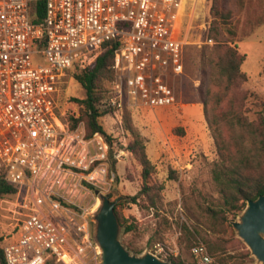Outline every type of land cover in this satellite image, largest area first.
Instances as JSON below:
<instances>
[{
  "label": "built area",
  "instance_id": "built-area-1",
  "mask_svg": "<svg viewBox=\"0 0 264 264\" xmlns=\"http://www.w3.org/2000/svg\"><path fill=\"white\" fill-rule=\"evenodd\" d=\"M35 1L0 0V178L17 188L5 263L102 264L91 213L95 190L109 191L116 178L111 144L101 132L87 137L82 124L72 128L77 115L72 104L61 108L59 91L118 40L107 106L122 117L125 109L173 105L170 79L184 72V49L195 42L188 38L200 42L209 29L207 0H45L34 22ZM155 248L169 256L162 243ZM192 253L197 264L213 263L203 242Z\"/></svg>",
  "mask_w": 264,
  "mask_h": 264
},
{
  "label": "rangeland",
  "instance_id": "rangeland-1",
  "mask_svg": "<svg viewBox=\"0 0 264 264\" xmlns=\"http://www.w3.org/2000/svg\"><path fill=\"white\" fill-rule=\"evenodd\" d=\"M228 6L232 14L227 24H222V20L207 19L210 23L208 31L216 28L218 38L212 36L213 41L205 43L208 31L201 36L200 42L193 36L188 38L195 42H190L184 49V72L170 79L176 92L173 105L127 109L126 116L125 109L122 117L104 114L99 118L106 133L115 138L120 154L118 159L111 158L110 165L114 167L116 178L109 191L103 193L109 194L110 201L122 203L119 210L135 228L127 234L121 233V240L131 238L143 249L139 253L145 250L156 253L155 244L160 242L169 252V256L159 254L161 258L172 257L187 264H197L192 248L203 242L208 250V244L216 248L215 254L210 252L212 264L258 262L233 225L232 230L217 228L212 225L207 212V207L217 209L222 198L212 180V169L219 154L202 102L205 69L201 49L204 45L214 46L219 40L238 46L240 52L246 54L241 68L248 80L226 97L223 107H237L250 120H257L264 109V0H230ZM33 61L35 65L43 62L36 56ZM73 73L62 85L58 102L63 110L72 104L68 111L78 117L81 106L73 98H84L85 91ZM69 112L67 115L70 116ZM126 117L144 141L154 165L153 181L163 185L161 190L155 189L158 192L155 206L144 195L138 196L136 203L129 198L141 190L142 179L137 157L125 148L132 137L126 127ZM79 124L85 127L83 120ZM12 196L0 199V237L11 230V215L7 208ZM95 198L98 203V195L95 194ZM240 215L242 211L235 218L230 217L231 224L240 220ZM220 257L225 258V263ZM79 262L92 264L90 260Z\"/></svg>",
  "mask_w": 264,
  "mask_h": 264
},
{
  "label": "trees",
  "instance_id": "trees-1",
  "mask_svg": "<svg viewBox=\"0 0 264 264\" xmlns=\"http://www.w3.org/2000/svg\"><path fill=\"white\" fill-rule=\"evenodd\" d=\"M229 1L207 0L206 18L210 21L222 20V24H227L232 14V9L228 6ZM44 11L45 0L33 2L32 21H39ZM212 36L219 37L216 28L207 32L206 37L212 38ZM118 45V40L108 41L91 65L73 71V76L85 91V97L73 98L81 107L78 117H71V126L75 128L83 120L87 137H91L95 132L103 133L111 144L112 159L114 153L118 151L117 145H114L116 140L113 135L106 133L99 118L104 114H115V110L106 104L110 90L106 83H110L114 76L113 65ZM245 59L246 54L241 53L238 46L228 42L221 43L218 40L214 46L206 44L201 49V60L205 69L202 102L219 154L212 169V180L222 198L221 205L217 209L207 207V212L213 226L231 230L233 227L230 217L235 218L249 200L257 199L264 194L263 112L257 120H250L249 117L241 114L237 107H223L226 97L248 80V75L241 68ZM262 72L264 74V65ZM127 113L129 111L126 109L124 115ZM126 122L132 137L125 148L137 157L142 179L141 190L130 200L136 203L138 196L144 195L149 199L150 204L155 206V197L158 194L155 189L161 190L163 185L153 181L154 165L147 155L144 141L127 117ZM113 168L111 166L112 170ZM16 190L12 183L0 178V199L4 196H12ZM121 204V202L115 204V211L127 234L135 228V225L128 223L127 218L121 213L118 208ZM0 242H4V237H0ZM123 242L132 251L143 250L131 238H124ZM208 246L209 252L215 254L216 248L210 244ZM166 258L179 264H187L180 259ZM220 261L225 263V258L220 257ZM0 264H6L2 245Z\"/></svg>",
  "mask_w": 264,
  "mask_h": 264
},
{
  "label": "water",
  "instance_id": "water-1",
  "mask_svg": "<svg viewBox=\"0 0 264 264\" xmlns=\"http://www.w3.org/2000/svg\"><path fill=\"white\" fill-rule=\"evenodd\" d=\"M95 193L99 203L91 213L92 237L100 249L102 264H179L150 250L139 253L128 249L120 237L124 226L115 211L116 201H110L109 194L99 189ZM240 216L241 219L232 221V225L251 254L258 259L257 264H264V194L249 200Z\"/></svg>",
  "mask_w": 264,
  "mask_h": 264
},
{
  "label": "bare ground",
  "instance_id": "bare-ground-1",
  "mask_svg": "<svg viewBox=\"0 0 264 264\" xmlns=\"http://www.w3.org/2000/svg\"><path fill=\"white\" fill-rule=\"evenodd\" d=\"M98 203H99V201H98ZM98 203H97V205H98Z\"/></svg>",
  "mask_w": 264,
  "mask_h": 264
}]
</instances>
